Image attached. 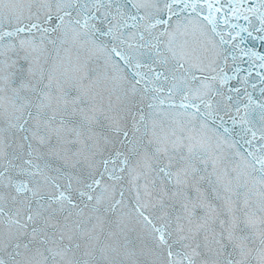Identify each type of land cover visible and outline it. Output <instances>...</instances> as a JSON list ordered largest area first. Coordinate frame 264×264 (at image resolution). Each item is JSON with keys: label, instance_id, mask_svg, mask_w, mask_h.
Returning <instances> with one entry per match:
<instances>
[{"label": "snow or ice", "instance_id": "6c2138e0", "mask_svg": "<svg viewBox=\"0 0 264 264\" xmlns=\"http://www.w3.org/2000/svg\"><path fill=\"white\" fill-rule=\"evenodd\" d=\"M0 264H264V0H0Z\"/></svg>", "mask_w": 264, "mask_h": 264}]
</instances>
